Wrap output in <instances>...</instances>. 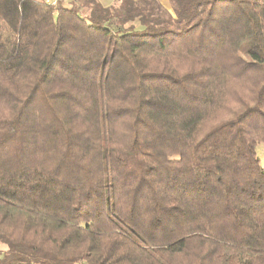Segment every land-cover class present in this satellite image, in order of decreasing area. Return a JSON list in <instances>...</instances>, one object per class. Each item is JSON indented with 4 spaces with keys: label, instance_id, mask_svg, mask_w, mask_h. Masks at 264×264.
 Returning <instances> with one entry per match:
<instances>
[{
    "label": "trees",
    "instance_id": "16d2710c",
    "mask_svg": "<svg viewBox=\"0 0 264 264\" xmlns=\"http://www.w3.org/2000/svg\"><path fill=\"white\" fill-rule=\"evenodd\" d=\"M0 0V264H264V0Z\"/></svg>",
    "mask_w": 264,
    "mask_h": 264
},
{
    "label": "rangeland",
    "instance_id": "374dc122",
    "mask_svg": "<svg viewBox=\"0 0 264 264\" xmlns=\"http://www.w3.org/2000/svg\"><path fill=\"white\" fill-rule=\"evenodd\" d=\"M47 3H52L54 4L55 3V0H45ZM256 152H257V155H258V158L264 162V143L262 144H259L257 147H256Z\"/></svg>",
    "mask_w": 264,
    "mask_h": 264
},
{
    "label": "crops",
    "instance_id": "0c3cea01",
    "mask_svg": "<svg viewBox=\"0 0 264 264\" xmlns=\"http://www.w3.org/2000/svg\"><path fill=\"white\" fill-rule=\"evenodd\" d=\"M103 5H109L112 3L113 0H98ZM166 8H170L168 0H159ZM72 2V0H64V3L69 5Z\"/></svg>",
    "mask_w": 264,
    "mask_h": 264
}]
</instances>
